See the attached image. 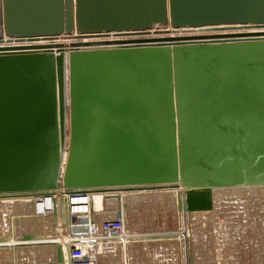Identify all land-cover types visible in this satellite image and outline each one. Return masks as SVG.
<instances>
[{
	"label": "water",
	"instance_id": "95a60500",
	"mask_svg": "<svg viewBox=\"0 0 264 264\" xmlns=\"http://www.w3.org/2000/svg\"><path fill=\"white\" fill-rule=\"evenodd\" d=\"M240 25L264 0H0V199L264 186V29L171 33Z\"/></svg>",
	"mask_w": 264,
	"mask_h": 264
},
{
	"label": "rangeland",
	"instance_id": "374dc122",
	"mask_svg": "<svg viewBox=\"0 0 264 264\" xmlns=\"http://www.w3.org/2000/svg\"><path fill=\"white\" fill-rule=\"evenodd\" d=\"M250 28L241 25L224 28L203 27L171 30V33L206 35L218 31ZM244 188L237 191H230L229 189L221 192V195H218L215 199L214 210L191 213H185L178 209L175 203L176 197L162 195V193L168 194V192L144 194L148 196H128V200L125 198L126 196L121 195V197L124 209L127 211L129 223L133 228L158 230L163 226L181 227V220L186 221V224L190 225L187 234L192 238L190 239L196 255V264H264V186ZM42 199H47V203L42 205L43 210L44 208H47L46 211L49 210L45 215H40L37 212L41 211L37 201ZM15 200L22 202L24 208L21 216L20 232L24 234L22 236L36 235L35 239L23 240L24 237L22 236L15 237L18 232L15 228L16 218L14 214L9 215L8 209L6 210L8 204L4 203ZM97 200L93 199L95 206L98 207L102 199ZM49 201V198H31L27 200L17 198L0 201V221L2 223H0V241H2L0 242V264L13 263L15 258L12 255L15 252H19L18 255L22 256L21 258L17 257L19 261L14 262L15 264L69 263V235L65 233L63 227L67 223L65 224L62 221L61 209L60 205H56L57 201L55 200L54 206ZM96 201L98 203H95ZM130 201L134 203L132 206ZM29 209L31 211H28ZM178 216L181 218H178ZM33 229L37 231L36 234L32 233L31 230ZM133 232L135 237H140L144 231L135 229ZM150 232L153 231L145 232L147 233L145 236L155 233ZM178 238L182 241L181 247L177 246L178 249H183L184 242L190 243L189 237L179 236ZM167 239V242L171 240L170 237ZM60 247L63 253L62 261L59 260L60 255L58 256ZM177 247L175 245L168 247L172 251L170 254H177V251H175ZM169 250L166 253L169 254ZM183 253L188 261L191 260L190 250L186 245ZM115 260L117 261V259ZM170 264H175V262H170Z\"/></svg>",
	"mask_w": 264,
	"mask_h": 264
},
{
	"label": "built area",
	"instance_id": "2783aa9c",
	"mask_svg": "<svg viewBox=\"0 0 264 264\" xmlns=\"http://www.w3.org/2000/svg\"><path fill=\"white\" fill-rule=\"evenodd\" d=\"M264 28H252L250 30H260ZM112 34L111 36H113ZM132 36V35H130ZM127 37V36H126ZM62 38H55L61 40ZM93 193H75L68 194L65 190H59L53 194H47L51 205H60L62 199L65 200V205L68 208L69 225H65V233L69 235V263L68 264H128L129 260V243L135 239L134 232L128 227L129 218L127 211L120 199V208L115 212L113 217L107 218L103 221H97L95 213L98 211L93 201ZM121 195V192H120ZM42 196V195H40ZM37 197V196H35ZM40 198V197H39ZM55 198V199H54ZM104 207L107 206V200L104 201ZM58 199V200H57ZM47 199L37 201L41 211L40 215H45L49 212L43 206ZM178 206V204H177ZM47 207V206H46ZM178 218H181L178 216ZM181 220V219H180ZM181 227L179 230L164 231L159 233L170 238H177L183 236L188 238L186 221L181 220ZM158 236V235H156ZM188 236V237H187ZM148 237H154L152 235ZM119 256L120 263L113 262L112 257Z\"/></svg>",
	"mask_w": 264,
	"mask_h": 264
},
{
	"label": "crops",
	"instance_id": "0c3cea01",
	"mask_svg": "<svg viewBox=\"0 0 264 264\" xmlns=\"http://www.w3.org/2000/svg\"><path fill=\"white\" fill-rule=\"evenodd\" d=\"M131 35V34H130ZM127 36V37H135V36ZM102 199V198H101ZM20 200V199H19ZM19 200H15L12 202H4L6 204H8L6 206V210L8 211L9 215H15V228L18 231L15 235L16 238L21 237L24 234H21L20 230H21V224H22V214L24 211L23 208V203L20 202ZM131 206L134 204L133 201H130ZM120 203L118 200L116 199H109L107 200V206L104 207L103 204V200H101V204L98 206L99 209H97L98 207L96 206V209L98 210L95 213V218L97 221H103L107 218L113 217L115 212L120 208ZM136 206V205H135ZM134 206V207H135ZM28 211H31L30 209ZM21 214V215H20ZM11 215V216H12ZM1 223V221H0ZM2 224V223H1ZM191 224V223H190ZM181 225V224H180ZM188 228H190V225H187ZM23 227V225H22ZM128 227L131 231H134L135 229L139 230V231H144L143 234L140 237H135V239H133L130 243H129V260H128V264H170V262H175V264H196V255L194 252V248H193V243L191 242V237L189 236V242L186 241V243L184 242L183 245V249L186 247H189L190 250V255H191V260L188 261V259H186V257L184 256L183 253V249L181 250L178 249V247H181L182 241L179 240L178 236L177 238H171V240L169 242H167V236L166 235H162L159 233H163L164 231H173V230H179L180 227L179 226H163L161 228H158V230H151L150 228H133L131 226V224H128ZM178 228V229H177ZM33 234H36L37 231L31 230ZM148 231H153L155 232L154 234H152V236L154 237H148L145 236ZM150 232V233H153ZM158 235V236H156ZM151 238H153V240H151ZM191 238V239H190ZM175 245L177 247V254H170L172 251L168 249V247ZM190 244V245H189ZM168 246V247H167ZM13 249V248H12ZM11 250V248H10ZM14 250H16L14 248ZM169 250V254L166 253ZM19 252H15L12 256H14V262L19 261L18 258H21V255H18ZM117 259V261L115 260ZM113 262H118L120 263V257L117 256H113L112 257ZM15 264V263H14ZM24 264V263H22ZM33 264V263H31Z\"/></svg>",
	"mask_w": 264,
	"mask_h": 264
},
{
	"label": "bare ground",
	"instance_id": "6f19581e",
	"mask_svg": "<svg viewBox=\"0 0 264 264\" xmlns=\"http://www.w3.org/2000/svg\"><path fill=\"white\" fill-rule=\"evenodd\" d=\"M224 27H226V26H217L216 28H224ZM184 29V28H183ZM185 29H192V28H185ZM193 29H195V28H193ZM196 29H198V28H196ZM251 29V28H250ZM250 29H243V30H232V31H218V32H212V33H209V34H211V35H214V34H225V33H230V32H234V31H252V30H250ZM179 33V32H178ZM159 35H161V34H154V32H153V34L151 35L152 37H154V36H159ZM177 35H181V34H177ZM111 37H114V36H111ZM58 41H63V40H58ZM46 42V41H45ZM54 42V41H53ZM57 42V41H56ZM69 42V40H66L65 41V43H68ZM248 187H250V186H248ZM158 188V187H157ZM230 189V191H237V190H239V189H245L244 187H233V188H224V189H218L217 191H215V193H214V199H216L217 198V196L218 195H221V192H223V191H228ZM260 190V189H259ZM180 191H183L182 190V188H180V187H174V186H172L171 184H168V185H164V186H162V187H159L158 189H154V190H140V191H122L121 192V195L122 196H126L125 198H127L128 196H132V197H137L138 195H144V194H148V193H154V192H168V194H166V193H162V195H169V196H171V197H173V198H175L176 199V201H175V203H176V205L178 204V201H179V199L180 198H182V200L184 201V198H185V195L184 194H182L181 195V197H180V195H179V192ZM93 195V197H95V198H93V199H101V197H102V194H99V193H93L92 194ZM153 195V194H152ZM144 196H148V195H144ZM150 196V195H149ZM49 198V196H46V195H42V196H37V197H35V196H32V197H22L21 199H25V200H27V199H31V198ZM152 198H154V197H152ZM12 199H17V198H11V199H7V200H5V199H0V201L1 200H3V201H8V200H12ZM58 200V199H57ZM127 200H128V198H127ZM98 201V200H97ZM95 202V203H98V202ZM50 202V201H49ZM47 203V202H46ZM40 208V207H39ZM202 212V211H201Z\"/></svg>",
	"mask_w": 264,
	"mask_h": 264
}]
</instances>
